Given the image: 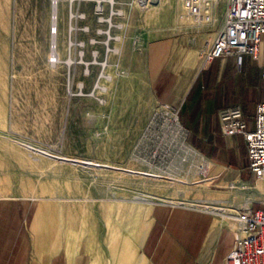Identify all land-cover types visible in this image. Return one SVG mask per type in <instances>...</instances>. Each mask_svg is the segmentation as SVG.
<instances>
[{
    "label": "rangeland",
    "instance_id": "obj_1",
    "mask_svg": "<svg viewBox=\"0 0 264 264\" xmlns=\"http://www.w3.org/2000/svg\"><path fill=\"white\" fill-rule=\"evenodd\" d=\"M7 1L0 3V198L33 199L66 212L70 236L82 226L87 264L94 257L126 264L138 252L115 219L122 203L211 211L214 228L236 233L228 215L243 206L218 192L225 188L208 186V159L199 143H189L198 140L195 128H186L181 143L162 127L167 116L158 111L165 105L152 95L148 70L150 49L160 47L180 81L197 77L191 115L195 127L202 123L201 97L218 71L206 53L229 0H206L214 22L187 26L176 22L182 0ZM248 67L254 76L226 67L217 88L254 79L244 95L256 93L262 68ZM236 185L241 203L264 200L255 194V178ZM139 218L150 228L152 214Z\"/></svg>",
    "mask_w": 264,
    "mask_h": 264
},
{
    "label": "crops",
    "instance_id": "obj_2",
    "mask_svg": "<svg viewBox=\"0 0 264 264\" xmlns=\"http://www.w3.org/2000/svg\"><path fill=\"white\" fill-rule=\"evenodd\" d=\"M263 46L264 35L257 59L249 55H233L213 60L218 61L214 88L203 92L201 110H198V113H203L202 123L196 127L191 112L196 106L192 103L197 100L198 91L200 92V82L194 87L197 77L191 79L188 85L180 81V75L171 73L162 61L160 47L150 49L148 69L155 100L176 107L181 114L183 126L196 129L198 140H191L189 143H199L203 157L208 159V186L210 184L225 188L226 190L218 192L232 196L231 200H236V206L241 204L243 207L261 209H264V200L241 203L242 197L235 195V189L239 187L235 186L236 182L243 179L252 181L255 178L254 188L259 192L255 194L263 196L264 177H257L248 171L249 161L243 137L239 134H221L218 111L223 107L238 105L243 112L246 127L249 131L253 130L255 107L264 102V84L256 93L248 95H244L246 87H253L254 79L250 82L242 80L240 88L229 85L227 89H223L217 86L228 66L238 67L242 73L241 77H247L248 72H252L251 76H254V69L248 67L250 65L263 69ZM197 117L200 118L199 115ZM120 205L115 211V219L124 232L131 234L127 237L138 249L135 255L125 260L126 264H225V257L231 251L233 240L237 236L230 229L214 228L216 216L211 211L174 207L165 203L151 206L148 210H142L137 204ZM142 211L146 212V217L152 214L150 228L147 219L144 221L145 225L139 224V214ZM64 217L66 212L52 208L47 203L39 201L37 204L33 199L1 197L0 264H87V252L81 235L82 226L76 225L75 233L70 231V236ZM100 261L94 257L93 264H99Z\"/></svg>",
    "mask_w": 264,
    "mask_h": 264
},
{
    "label": "built area",
    "instance_id": "obj_3",
    "mask_svg": "<svg viewBox=\"0 0 264 264\" xmlns=\"http://www.w3.org/2000/svg\"><path fill=\"white\" fill-rule=\"evenodd\" d=\"M201 0H182L183 8L190 15L200 12ZM264 35V0H229L221 26L207 54L208 61L227 56L249 55L257 59ZM264 78V68L262 69ZM254 129L248 130L243 112L238 105L219 109L218 122L223 136L239 134L246 142L248 171L264 177V102L255 107ZM158 114L167 116L165 129L184 143L188 131L179 122L177 110L161 106ZM173 139V138H172ZM242 235H237L225 264H264V209L242 207L235 214Z\"/></svg>",
    "mask_w": 264,
    "mask_h": 264
},
{
    "label": "bare ground",
    "instance_id": "obj_4",
    "mask_svg": "<svg viewBox=\"0 0 264 264\" xmlns=\"http://www.w3.org/2000/svg\"><path fill=\"white\" fill-rule=\"evenodd\" d=\"M3 1H4V3H2V1L0 0V3L3 4V5L4 4L6 5L8 3L7 0H3ZM205 3H206V0H201V2H200V12H199V14L197 16L190 15L188 12L186 13V11L183 8V4H182L181 11L176 17V22L180 23L181 26L201 25L202 23H209V24L213 23L214 22V17H213L212 10H210L211 8L209 7L210 8L209 9L208 6L205 5ZM208 10H210V13H208ZM3 17H4L3 14H0V24L1 25H3V23L5 22V17L4 18ZM78 205L81 207V209L83 208V205H81L80 202H78ZM235 214L233 215V214L230 213L228 215V216H230L229 220L234 223V225H235L234 230H235L236 234L237 235H242L243 234V230H241V228H240L241 226H240L239 222L236 220ZM219 215L222 216V217L224 216V219L228 218L227 213H225L224 211H223V214H219ZM85 241H86V246H89V239L86 236H85ZM113 246L114 247L111 248L112 254L114 256H116L117 247H116L115 244Z\"/></svg>",
    "mask_w": 264,
    "mask_h": 264
}]
</instances>
